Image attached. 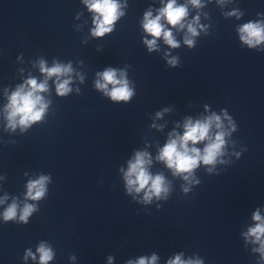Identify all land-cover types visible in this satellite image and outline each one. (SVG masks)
I'll return each mask as SVG.
<instances>
[{"label": "clouds", "instance_id": "9594fccd", "mask_svg": "<svg viewBox=\"0 0 264 264\" xmlns=\"http://www.w3.org/2000/svg\"><path fill=\"white\" fill-rule=\"evenodd\" d=\"M86 3L91 11L98 15L94 18L96 27L93 29L94 36H103L106 32L112 30V23L122 13L118 11L119 5L116 0H86ZM194 6H199V0H191ZM187 16V8L184 5H177L176 0H169V2L159 10V14L152 18V13L147 12L144 16L143 27L144 30L150 34L153 39L145 40L149 51L156 48L157 38L161 36L164 42L169 46L178 47L177 41L174 39L170 30L165 29L161 23V19H165L168 24L173 27H184L183 20ZM197 21L193 20L188 24V32L195 36L197 34L196 28L193 26ZM241 35L240 39L249 47H255L264 43V26L260 23L249 22L239 29ZM186 44L191 46L193 41L185 37ZM170 64L175 65V58L169 61ZM41 72L46 77H57L56 90L59 95H66L69 91L70 80L65 79L63 82L59 81V77L69 74L72 69L71 65L62 66L55 64L51 68L45 67L43 61L40 63ZM102 79L96 81V88L105 92L113 100H129L133 95V90L129 87L128 81L124 78V74L120 73V78H117V70L108 68L102 73H98ZM112 85L111 90L108 86ZM47 91V80L38 83L35 79L25 81V84L19 86L17 90L9 97V104L6 111L8 113L7 119L9 127L15 129L19 124L22 127H28L31 123L39 121L47 108L44 98L40 95L41 92ZM159 115V113L157 114ZM227 118V117H226ZM215 125L216 129H222L220 117L213 114L203 121H196L193 123L188 120L185 125V131L182 136L172 135L175 138H169L165 146L160 150L157 157L158 160L164 161L168 168L173 170L174 175H182L183 179L188 181L193 173L201 163L205 165L215 164L217 158L223 154L222 149L225 144L224 131H218L215 136L212 135L211 129ZM206 141V145L201 151L196 147H189V144H196L198 142ZM151 161L146 152H136L135 158L129 161L128 170L125 173V180L129 192L135 190L137 193L144 190V201L147 203L151 201L153 196L160 197L162 193L169 191L165 184V179L162 175H151L146 167ZM47 176H41L35 181L28 183L27 197L32 200H39L45 194V185L48 182ZM189 191L188 188L184 189ZM37 209L31 204H25L20 212L19 220L25 224L28 223V218ZM17 217V204L13 202L3 213V219L7 221L15 220ZM253 219L257 221L255 227L248 231V236L254 237V243H259V248L256 249L264 258V219L261 218L259 212L255 213ZM37 251L40 254V264H47L53 258V252L50 248L41 244ZM32 256L31 252L27 253ZM35 259V257H33ZM111 259V258H110ZM157 257L153 255L150 259L140 258L136 264H155ZM129 264H132L129 261ZM168 264H201L200 261H184L178 255L173 260H169Z\"/></svg>", "mask_w": 264, "mask_h": 264}]
</instances>
